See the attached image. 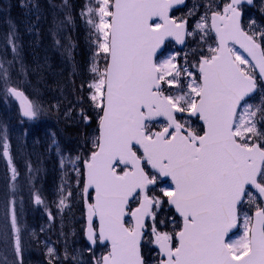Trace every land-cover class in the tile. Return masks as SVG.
<instances>
[{"label": "snow or ice", "instance_id": "obj_1", "mask_svg": "<svg viewBox=\"0 0 264 264\" xmlns=\"http://www.w3.org/2000/svg\"><path fill=\"white\" fill-rule=\"evenodd\" d=\"M183 3L94 0L81 12L95 37L89 66L94 79L87 87L97 135L86 157L81 153L67 163L86 200L87 239L108 248L95 264H149L153 258L142 252L149 245L157 253L154 264H264V104L249 103L258 87L264 91V31L260 42L257 33L245 31L241 0L209 8L193 30L205 44L212 41L207 54L178 67L175 56L161 54L168 38L183 44L185 34H193L187 20L169 15ZM18 39L15 30L9 33L17 57ZM62 46L70 55V39ZM10 82L0 62L5 95L19 101L22 117L38 119L45 111L41 101ZM9 147L5 129L0 154L15 181L19 174ZM67 198L59 200L61 210ZM34 199L44 203L39 194ZM165 206L174 213L162 219ZM11 223L15 256L22 257L26 243L15 210ZM47 254L53 264L56 249L48 247Z\"/></svg>", "mask_w": 264, "mask_h": 264}, {"label": "rangeland", "instance_id": "obj_2", "mask_svg": "<svg viewBox=\"0 0 264 264\" xmlns=\"http://www.w3.org/2000/svg\"><path fill=\"white\" fill-rule=\"evenodd\" d=\"M225 3L228 0H186L184 8L173 11L172 17L187 20V32L193 34L187 35L182 50L168 44L161 58L175 56L177 66L183 68L186 61L194 63L199 55L207 54L208 44L212 41L205 44L200 39L202 33L193 30L209 8L216 10V6L222 8ZM28 4L38 5V9L29 8L26 6ZM86 6H94V0H0V62L9 69V86H20L30 99H39L45 110L38 119L16 124L11 129L14 141L7 137L12 162L19 174L15 181L11 179L8 162L0 154V237L11 244L7 249L0 240V264H4L5 259L8 264L21 259L22 264H49L48 247H53L58 253L53 264H95V260L108 251L104 246L89 248L84 240L81 242L84 226L78 194L82 185L77 184L76 172H71L72 165L67 163L69 158L74 159L73 156L81 153L86 157L97 135L96 113L89 100L87 87L94 79L89 66L95 52V37L90 35L86 16L81 15ZM241 10L242 26L250 35L257 33V42H260L258 34L264 31V0H255L253 16L248 15L246 8ZM69 15L72 17L71 22L67 20ZM252 21H255V25L250 28ZM13 30L19 37L18 57L9 43V33ZM69 39L72 45L70 55L62 46ZM57 40L60 44L56 43ZM7 61H13L12 65L9 66ZM21 64L24 73L21 72ZM262 97L264 91L259 88L249 103L260 106L264 104ZM12 109H16V106L9 95H5L4 85L0 83V115ZM82 109L83 115L91 117L87 123L83 119ZM16 112L18 115L17 109ZM78 124L80 135L73 137L62 130L64 125L73 127ZM197 124L195 121L194 126ZM159 127L158 123L156 128ZM4 130L0 122V133ZM53 133L54 138L56 135L61 136L62 144L65 145L63 152L58 153L56 145L52 144ZM61 157L65 158L64 164H61ZM64 181L70 183L77 195L67 212L68 221L64 219V210L57 207L65 188ZM36 194L41 196L44 203L33 204ZM13 210L17 226L21 229L22 244L26 243L22 257H16L14 252ZM172 215L173 212L165 206L160 218L167 219ZM153 249L154 245L143 247V254L153 258L149 264H154L157 257ZM66 252L69 254L68 259H64ZM8 253L14 257H9ZM72 256L76 257L75 261L71 259Z\"/></svg>", "mask_w": 264, "mask_h": 264}, {"label": "trees", "instance_id": "obj_3", "mask_svg": "<svg viewBox=\"0 0 264 264\" xmlns=\"http://www.w3.org/2000/svg\"><path fill=\"white\" fill-rule=\"evenodd\" d=\"M25 93L28 95V93L25 91ZM0 122H1V124L4 126V128L6 129V134H7V137H10L11 138V140H13L14 141V138H13V136H12V128L16 125V124H18L19 122H21L22 124H25L26 122H24V121H21L20 120V118H19V116L17 115V112H16V109H12V110H10L9 111V113H5V115L2 113L1 115H0ZM59 126H60V123H59ZM61 126H63L62 124H61ZM80 127V124H78V125H75V126H73V127H70V126H67V125H64V128L62 129L65 133H67V134H70V135H73V137H74V135H80V133H81V131H78L77 129ZM58 134V133H57ZM56 145H59L60 146V152H63L64 150H65V145L64 144H62V138H61V136L60 135H56ZM73 156V155H72ZM73 158L75 159V157L73 156ZM71 167V172H72V166H70ZM75 173V172H74ZM76 175H77V173H76ZM64 191H63V193H62V195H61V198L62 197H68L67 199H68V201H69V204L67 203V207H64L63 208V210H64V214H66V215H64V219L66 220V221H68L69 220V215H67V212L69 211V209H71V204H72V201L74 200V199H77V195H76V193H75V191H74V188L73 187H71L70 186V183H68V182H66V181H64ZM30 190V189H29ZM31 192V191H30ZM69 192H71L72 193V195L71 196H68V193ZM78 197H79V199H80V193L78 194ZM58 207V206H57ZM59 208V207H58Z\"/></svg>", "mask_w": 264, "mask_h": 264}, {"label": "water", "instance_id": "obj_4", "mask_svg": "<svg viewBox=\"0 0 264 264\" xmlns=\"http://www.w3.org/2000/svg\"><path fill=\"white\" fill-rule=\"evenodd\" d=\"M252 2H253V0H251V3H248V0H241V4H244V5H246V6H251L252 5ZM185 3V2H184ZM184 3L183 4H178V5H174L173 6V8H179V7H181V6H183L184 5ZM172 8V9H173ZM170 12H171V10H170ZM170 12H169V15H170ZM169 40H171V41H173L174 43H175V45L178 47V48H181L182 46H183V44H180V43H177L176 41H175V39L174 38H168V40L167 41H169ZM184 40H185V37H184ZM235 46H237V47H239V45H235ZM240 48V47H239ZM241 49V48H240ZM243 52H244V50L243 49H241ZM245 53V52H244ZM246 55H247V53H245ZM247 57H248V55H247ZM249 59H250V61H251V58L250 57H248ZM256 73H257V75L259 76V72H258V69L256 70ZM255 94V93H254ZM13 100H14V102L16 103V105H17V107H18V111H19V115H20V117L22 118V119H24V120H28L26 117H22V115H21V112H20V107H19V101L15 98V97H12L11 95H9ZM162 119V118H161ZM201 123V122H200ZM5 159H7L6 157H5ZM90 191H92V190H90ZM93 196H94V191H93V194H92ZM82 199H83V209H84V221H85V226H84V232H83V236H84V239H85V241H86V243L90 246V247H93L94 245L93 244H91V242L90 241H88V239H87V235H86V223H87V210H86V200H85V198L83 197V195H82ZM170 207V206H169ZM174 211V210H173Z\"/></svg>", "mask_w": 264, "mask_h": 264}, {"label": "flooded vegetation", "instance_id": "obj_5", "mask_svg": "<svg viewBox=\"0 0 264 264\" xmlns=\"http://www.w3.org/2000/svg\"><path fill=\"white\" fill-rule=\"evenodd\" d=\"M248 15H249V16H253V15H252V7H250V8L248 9Z\"/></svg>", "mask_w": 264, "mask_h": 264}]
</instances>
